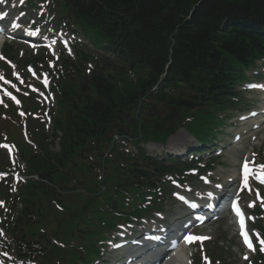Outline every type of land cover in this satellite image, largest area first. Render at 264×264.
Instances as JSON below:
<instances>
[{"label": "trees", "instance_id": "obj_1", "mask_svg": "<svg viewBox=\"0 0 264 264\" xmlns=\"http://www.w3.org/2000/svg\"><path fill=\"white\" fill-rule=\"evenodd\" d=\"M62 1L103 54L83 48L65 61L50 135L33 131L37 149L20 138L27 174L38 180L16 193L0 189V256L24 264H93L106 235L144 213L136 206L143 190L176 173L140 163L144 155H106L113 136L136 138L139 129L143 139L163 141L174 119L211 142L233 87L264 56V0ZM168 64L169 88L153 91ZM253 262L264 264V254Z\"/></svg>", "mask_w": 264, "mask_h": 264}, {"label": "rangeland", "instance_id": "obj_2", "mask_svg": "<svg viewBox=\"0 0 264 264\" xmlns=\"http://www.w3.org/2000/svg\"><path fill=\"white\" fill-rule=\"evenodd\" d=\"M25 47V46H23ZM21 47L20 50L25 51L26 48ZM261 69L259 71H254L248 73V81L249 82H263L264 83V74L263 76ZM257 73L260 74L259 77H257ZM4 94V93H2ZM260 98L257 96L256 92H243L241 93V96L239 98L240 105L233 109L232 111L228 112L227 114L223 115L221 118L224 121V123L219 124L218 127V133L216 138L217 140V147L226 146V148L223 150V154L221 157V162L224 164L223 167L218 169L217 175L212 174L214 183H220L223 179L232 178V176L237 171V162L239 159L244 157L245 160L248 161L249 165L253 167L254 170L258 172H262L261 165H264V129L257 134L256 136L250 135V138H256V140L253 142V146H251V143L248 142V140L242 142L241 144L236 145L235 147L229 146V144L232 141V136L234 132L239 131L241 127L239 126L237 122V118L241 115L246 114L248 111L256 109L257 105L264 106V104L260 103ZM12 100L10 99V96L7 94H4V97L0 99V103L3 101L7 102L9 106H11V102L7 101ZM250 101H252L250 103ZM5 105V104H4ZM3 105V106H4ZM9 115H5V118L7 121L10 120ZM232 126V127H231ZM11 128V127H10ZM12 130H14L12 128ZM9 132V126H1L0 125V141L5 140V134ZM191 137L183 130H180L179 132L174 133L168 140L165 145V147L159 148L157 146H148L147 150L152 155H157L160 152L163 151H169V150H175L179 147H185L187 144L191 142ZM253 148V149H252ZM129 150H133L134 148L128 147ZM221 149V148H220ZM219 149V150H220ZM259 151V152H258ZM0 156H5L4 150L0 147ZM260 159V164L258 163ZM6 183L9 182V180L5 181ZM213 182V181H212ZM197 185H200V189H203V184H198V179L195 178L192 181L191 188L194 190ZM253 191L252 190H246L244 194V199L242 205L245 207L246 211L249 214L250 223L252 224V227H254L255 218L252 217L256 202L253 199L254 197L251 195ZM163 208L162 211H159L163 213L164 217H170V220L173 221L176 217L181 216L180 207L170 199V197H167L162 204H160ZM157 212H153L154 215H156ZM152 214V216H153ZM177 214V215H176ZM157 219V217H156ZM155 219V220H156ZM154 219H145L142 221V226L146 227L147 225H152L155 223ZM259 220H263L262 218H259ZM139 224L137 226L132 225V227L125 228L127 233H130L131 230L135 231L136 229H139ZM195 236H201V237H207V239H204L203 241H195L194 244L184 248L186 256H188L189 263L194 264L193 261H199L201 264H213L208 262L206 258L207 255L205 253L206 247L202 246V243H205L208 241L207 247L210 249V253L213 254L216 253V257L214 259H217L219 261H214V264H220L221 261H224L223 264H244L245 261L248 260V254L244 253L239 240L237 238V235L235 234L234 230V224L233 221H231L227 217H223L219 222L208 225L204 229L199 230L195 233ZM198 253L197 255H195ZM208 254V253H207ZM111 259V257H107ZM203 262V263H202Z\"/></svg>", "mask_w": 264, "mask_h": 264}, {"label": "snow or ice", "instance_id": "obj_3", "mask_svg": "<svg viewBox=\"0 0 264 264\" xmlns=\"http://www.w3.org/2000/svg\"><path fill=\"white\" fill-rule=\"evenodd\" d=\"M0 2H2V0H0ZM261 169H262V175H261V182H264V165H261L260 166ZM244 171H245V174H247L248 172V165L247 163L244 165ZM247 182V176L245 175V184ZM209 196H211L212 194L209 193L208 194ZM193 207H195V205H193ZM234 210L237 211V215H242L240 212H239V209L236 208V205L234 204ZM204 239H207V237H201V236H189V237H186V242H195V241H203ZM246 243H249L247 238H246ZM261 244L264 245V241H261ZM249 247H251V244L249 243ZM261 250H264V247H262Z\"/></svg>", "mask_w": 264, "mask_h": 264}, {"label": "bare ground", "instance_id": "obj_4", "mask_svg": "<svg viewBox=\"0 0 264 264\" xmlns=\"http://www.w3.org/2000/svg\"><path fill=\"white\" fill-rule=\"evenodd\" d=\"M153 250H149L147 252H152ZM137 254L141 258V256H142L141 253H137ZM146 257H147V254H145V258ZM146 259L143 261V258H142L140 260L141 264H151L152 261L150 259L149 260H146ZM171 259L174 260V264H188V257L185 254L184 248H181L180 250L172 253Z\"/></svg>", "mask_w": 264, "mask_h": 264}]
</instances>
